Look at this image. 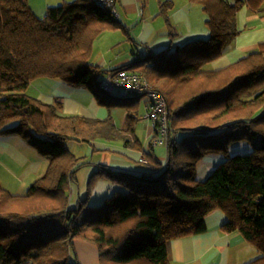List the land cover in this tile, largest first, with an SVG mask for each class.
Wrapping results in <instances>:
<instances>
[{
  "label": "trees",
  "instance_id": "obj_1",
  "mask_svg": "<svg viewBox=\"0 0 264 264\" xmlns=\"http://www.w3.org/2000/svg\"><path fill=\"white\" fill-rule=\"evenodd\" d=\"M118 1L73 0L47 7L39 18L26 0H0V135L21 136L47 160L25 193L0 185V264H83L75 240L93 244L99 264H168V241L204 232V219L215 210L226 217L219 230L239 232L255 249L257 256L243 264H264V44L222 69L205 68L233 43L244 3L256 10L264 0H189L203 12L208 36L157 52L133 51L130 63L103 70L91 63L90 51L101 31L125 29L112 11ZM173 8L172 0L158 4L170 39L176 35ZM121 70L141 73L165 100V160L153 154L157 132L151 125L142 171L99 164L96 173L119 188L99 205L87 198L69 205L67 186L80 162L67 140L119 138L123 146H137L142 97V118L150 121L149 93L101 88L107 73ZM41 77L96 85L100 105L125 108L124 124L118 127L110 113L103 119L64 115L60 101L31 97L26 90ZM209 154L224 159L198 179V163Z\"/></svg>",
  "mask_w": 264,
  "mask_h": 264
},
{
  "label": "crops",
  "instance_id": "obj_2",
  "mask_svg": "<svg viewBox=\"0 0 264 264\" xmlns=\"http://www.w3.org/2000/svg\"><path fill=\"white\" fill-rule=\"evenodd\" d=\"M160 1L162 0L118 1L117 11L119 13V20L123 23L126 32L130 36V40L134 39L137 42L140 41L146 44L147 42L150 43L158 35L163 34L165 35L166 41H169L164 22L161 20L162 18L156 16ZM172 1L174 8L171 12V19L174 30L178 31L180 22H184L186 23L185 29L190 35L205 37L204 34H208L205 24L204 30L198 33L200 30H196L194 22V19L196 21H199V19L203 21L204 19L203 12L200 8L189 0ZM202 26L203 24L201 22L200 27L202 28ZM237 28L239 32L233 43L227 48L223 57L211 61L212 65L209 69H222L247 55L249 52L261 48V45L264 44V2L256 10L251 9L244 3L237 15ZM150 44V46L147 44L145 46L149 51L163 47H159L157 40ZM115 46L120 48L124 47L123 49H118V53L114 57L110 55L109 59L106 58V53L100 50L99 56L96 58L91 56V63L99 66L103 70L112 69L130 63L133 60V51L141 53L137 47H143L140 44L135 46L131 43L127 45L117 44ZM156 46L158 47L155 48ZM45 78H47L50 85L47 86L46 91L42 90V92H37L34 98L46 104H53L56 100L60 101V113L99 119L106 118L108 113L111 114L112 109L108 110L100 105L91 88L87 86H74L57 78ZM28 92L29 90L27 88L26 93ZM112 116L118 127L124 124L125 117L120 118L119 116L118 120L113 113ZM136 127L134 136L139 142L137 146H123L122 143L115 141V146L109 147L110 143L114 140H107L100 143L104 152H111L110 159L103 157V160H101L104 164L106 163L113 169L142 171V167L139 165L140 162L146 161V158L143 154V147L141 146L139 137L136 134ZM150 132L151 129L146 136L148 137L147 140L151 136ZM6 150L9 151L12 157L10 160L12 166H9V168L14 171L16 167H19V169L22 167V170L25 169V171L21 170L20 176L29 178L30 182L38 178L47 167V160L45 158L30 159L21 151L22 148L16 150L10 144L9 140L0 138V154L4 156ZM159 161L164 160L159 159ZM114 188L117 189L119 186L114 184ZM21 189L20 185L15 191H20ZM225 218V214L221 210H215L205 217L206 230L204 232L169 240L167 243L168 264H243L252 259L255 249L243 239L239 232H222L219 230V225ZM77 242L83 247L80 254L81 262L83 264H99L96 247L91 243H84L80 240Z\"/></svg>",
  "mask_w": 264,
  "mask_h": 264
},
{
  "label": "rangeland",
  "instance_id": "obj_3",
  "mask_svg": "<svg viewBox=\"0 0 264 264\" xmlns=\"http://www.w3.org/2000/svg\"><path fill=\"white\" fill-rule=\"evenodd\" d=\"M26 1L29 7L31 8V10L33 11V13L39 18H43L47 7L57 6L65 2H71L73 0H26ZM171 14L172 13H170L169 15V19L172 23L173 21L171 19ZM156 16L162 18L161 20L162 22H164V26H165L164 18L161 15H159V13H157ZM193 17H195V15H193ZM194 22H195L196 30H200L198 31V33L202 32L204 30V19L203 21L201 19H199V21H196V19H194ZM201 22L203 24L202 28L200 27ZM179 26H180L179 30L175 31L177 35H175L171 39L169 37L168 42L165 39V35L161 34L155 37L152 41H150V43L156 42L157 40L159 47L165 46L166 48V46H171L175 48V46L177 45H182L186 43V41L188 40L199 37L196 35H190V33L186 31L185 29L186 23L180 22ZM204 36L206 37L208 36V34L207 35L204 34ZM129 37L130 36L128 35L126 30L123 29L122 27H120L119 29L118 28L105 29L104 31H101L95 37L92 43L91 51H90L91 56H93V58H96L97 56H99V51L101 50L104 53H106L105 56L107 59H109L110 55L114 57L115 54L118 53L117 50L123 49L124 47V46L121 48L116 47L115 45L117 44L127 45L131 43L135 46L140 44L143 47H137L139 51H141L142 53H146L148 51L145 46L147 45L150 46L151 45L150 43L147 42L146 43L147 45L141 43L140 41L139 42L136 41V43H133V41L130 40ZM157 47L158 46H156L155 48ZM163 47L160 49L153 50V51L157 52V51L164 50L165 48ZM221 57H223V54L219 56V58ZM211 65H212V62L208 63L205 66V68L209 69V67L211 68ZM49 85L50 83L47 80V78L45 77L37 78L29 84L28 86L29 92L27 94L30 95L31 97H36L35 95L37 94V92H42V90L46 91L47 90L46 88ZM92 89L98 90V87L94 85L92 86ZM117 91L120 93H124L122 89L121 90L119 89ZM98 95H100L101 97L103 96V98H105L106 96L104 92L102 93L99 91H98ZM127 95L128 94L126 93L125 95H122L120 98L121 99L123 98L122 100H124L128 97ZM112 96L119 99V95L117 94H113ZM139 100H140V104L138 107V118H137L138 120L136 122L137 123L136 124L137 126L136 134L138 135L141 146L143 147L142 150L143 152H145L146 149L149 147V143H150V140L149 139L147 140L148 137L146 136L150 130L151 122L142 118L144 114V106H143L144 103L143 102L145 98L142 97ZM112 113L116 118H118V120H119V116L120 118H124L126 116V111L123 106H118V105L113 106L112 111H111V117H112ZM183 135H184L183 132L178 131L175 135V138L180 139ZM0 138L9 140L10 144L16 150H20L22 148L21 151L25 153L30 159H33V158L42 159V156L37 152V150L34 147H32L29 143H27V141H25L24 138H22L21 136L6 134V135H0ZM104 141H107V140L106 138L102 139V137H98L94 141H82V140L77 141L73 139L67 140L66 147L73 155H75L78 158V162H80V166L78 167L75 173V178L71 180L67 186L66 192H67V196L69 200V205L75 204L80 198L81 199L87 198V202L91 206H96L102 203V201L107 196H109L113 190H115L114 188L115 183L109 177L104 176L102 174L99 175L98 173H96L98 169L97 168L98 165L104 164L103 161H101L103 160V157L107 159H110L111 157L110 151L104 152V150H102V146L100 143ZM115 141L123 143L122 140H120L119 138H116L114 139V141L110 143L109 147H114ZM151 146L153 148L154 156L157 159L165 160L166 153H167L166 144H163V145L152 144ZM234 150H239L241 152L244 151L241 147H238ZM11 159L12 157L8 150L5 151L4 156L0 154V185L3 188H6L7 190L11 192L12 191L15 192L16 194H23L28 190L29 185L32 182H30L29 178H24L20 176L21 172L25 171V169L22 170V167L21 169H19V167H16L14 171L9 168V166H12L10 163ZM223 159H224V156L222 154H209L205 156L202 159V161L198 163L197 178L198 179L205 178L206 175ZM105 165L107 164L105 163ZM20 185L22 189L20 191H15L19 188ZM77 241L78 240L74 241V248H75L78 260L82 261L80 254H81V251L83 250V247L79 245V242ZM80 241L84 243H89L88 241H83V240H80ZM256 256H257V253L256 251H254L253 258H255Z\"/></svg>",
  "mask_w": 264,
  "mask_h": 264
},
{
  "label": "built area",
  "instance_id": "obj_4",
  "mask_svg": "<svg viewBox=\"0 0 264 264\" xmlns=\"http://www.w3.org/2000/svg\"><path fill=\"white\" fill-rule=\"evenodd\" d=\"M107 4L113 6V0H103ZM113 14L116 19H119L118 11L113 7ZM100 86L105 91H111L114 88L122 89L124 92L130 93H149V96L154 98V105L151 110L146 112L145 118L150 119L152 127L156 126L157 136L153 139L154 145H162L165 143V137L168 130L167 120V107L163 97L155 90L150 89L146 84L145 79L141 73L127 72L121 70L119 75L107 73L102 79ZM158 122L156 125L155 123ZM141 160H143L141 158Z\"/></svg>",
  "mask_w": 264,
  "mask_h": 264
}]
</instances>
